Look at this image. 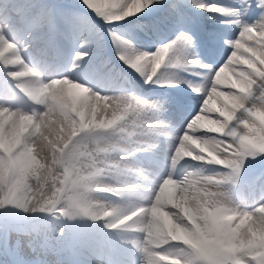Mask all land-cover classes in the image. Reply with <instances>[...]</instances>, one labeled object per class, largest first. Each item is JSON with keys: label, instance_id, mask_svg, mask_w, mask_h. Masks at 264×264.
Masks as SVG:
<instances>
[{"label": "clouds", "instance_id": "obj_1", "mask_svg": "<svg viewBox=\"0 0 264 264\" xmlns=\"http://www.w3.org/2000/svg\"><path fill=\"white\" fill-rule=\"evenodd\" d=\"M0 264H264V0H0Z\"/></svg>", "mask_w": 264, "mask_h": 264}, {"label": "rangeland", "instance_id": "obj_2", "mask_svg": "<svg viewBox=\"0 0 264 264\" xmlns=\"http://www.w3.org/2000/svg\"><path fill=\"white\" fill-rule=\"evenodd\" d=\"M162 11V10H161ZM161 11L160 12H158L159 14L157 15V16H160L161 15Z\"/></svg>", "mask_w": 264, "mask_h": 264}]
</instances>
